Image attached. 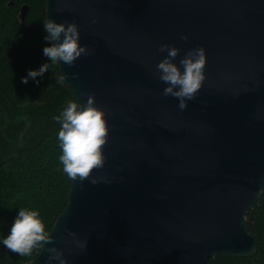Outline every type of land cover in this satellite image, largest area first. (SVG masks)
Masks as SVG:
<instances>
[{"label": "water", "instance_id": "water-1", "mask_svg": "<svg viewBox=\"0 0 264 264\" xmlns=\"http://www.w3.org/2000/svg\"><path fill=\"white\" fill-rule=\"evenodd\" d=\"M44 14L78 25L90 53L57 63L61 82L73 101L93 95L109 127L93 170L106 179L71 180L49 232L69 264L252 255L245 215L264 204V0H45ZM162 43L180 49L176 63L206 50V80L185 110L153 75ZM49 246L28 264H47Z\"/></svg>", "mask_w": 264, "mask_h": 264}, {"label": "trees", "instance_id": "trees-1", "mask_svg": "<svg viewBox=\"0 0 264 264\" xmlns=\"http://www.w3.org/2000/svg\"><path fill=\"white\" fill-rule=\"evenodd\" d=\"M28 6L25 21L19 20ZM45 0H0V240L9 233L20 208L38 209L49 233L64 210L71 179L62 170L57 115L72 100L63 87L58 65L22 82L27 70L48 58L45 41ZM246 228L256 239L248 257L213 254L207 264H264V204L247 211ZM43 245V243H42ZM20 256L0 243V264H28L39 253Z\"/></svg>", "mask_w": 264, "mask_h": 264}, {"label": "clouds", "instance_id": "clouds-1", "mask_svg": "<svg viewBox=\"0 0 264 264\" xmlns=\"http://www.w3.org/2000/svg\"><path fill=\"white\" fill-rule=\"evenodd\" d=\"M97 19L92 18L95 24ZM45 36L48 43L43 47V55L48 62L38 69L27 70L22 82L27 84L29 79L39 84L38 77L49 71L51 64L63 62L69 66L75 64L82 55H88L90 49L80 43V31L75 22H57L47 18L44 22ZM186 40L187 36H181ZM158 52L167 53L155 65L153 75L164 85L163 95L178 99V108L185 110L188 101L195 99L205 80V66L207 54L204 47L189 49L185 55L175 62L180 49L173 44L162 43ZM74 75V74H73ZM66 74L60 79H65ZM106 112L98 108L93 95H88L86 102L70 101L55 119L59 122L57 139L61 154L58 159L62 170L73 181L84 184L88 181L97 184L105 177H98L93 170L104 167L106 157L103 146L108 140L109 127ZM68 237L73 238L74 245L83 250L87 247L86 241H80L76 233L68 231ZM0 243L20 256L31 255L34 248L42 243L53 245L46 247L48 253L47 264H69L65 257V250L57 248L52 237L45 230V224L38 209L20 208L11 225L9 233Z\"/></svg>", "mask_w": 264, "mask_h": 264}]
</instances>
